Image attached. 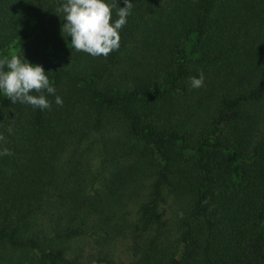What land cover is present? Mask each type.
<instances>
[{"label":"trees","instance_id":"1","mask_svg":"<svg viewBox=\"0 0 264 264\" xmlns=\"http://www.w3.org/2000/svg\"><path fill=\"white\" fill-rule=\"evenodd\" d=\"M61 2L0 0L62 100L0 94V264H264V0H130L107 57Z\"/></svg>","mask_w":264,"mask_h":264},{"label":"clouds","instance_id":"2","mask_svg":"<svg viewBox=\"0 0 264 264\" xmlns=\"http://www.w3.org/2000/svg\"><path fill=\"white\" fill-rule=\"evenodd\" d=\"M123 7L107 0H62L57 11L62 14L64 23L61 30L70 37V45L76 51H82L92 57H107L119 48L120 30L131 14L130 0H119ZM115 8L113 19L112 9ZM203 73L189 77L192 89L203 85ZM35 92L36 95L31 93ZM47 74L41 65L28 63L22 55H11L0 59V94L8 97L12 103L19 102L33 108H50L47 95L54 96L56 105L62 100L55 95ZM7 148L0 149V156L10 155Z\"/></svg>","mask_w":264,"mask_h":264},{"label":"rangeland","instance_id":"3","mask_svg":"<svg viewBox=\"0 0 264 264\" xmlns=\"http://www.w3.org/2000/svg\"><path fill=\"white\" fill-rule=\"evenodd\" d=\"M15 43L16 44L14 46L10 47L9 50L7 51V57L8 58H10L11 55H14V54L17 55V52H18V50L20 48V45H21V41L17 40ZM116 253H117V257H118L119 260H121L123 262H127L128 261V256L126 255V249H125V246L122 243H119L117 245Z\"/></svg>","mask_w":264,"mask_h":264}]
</instances>
